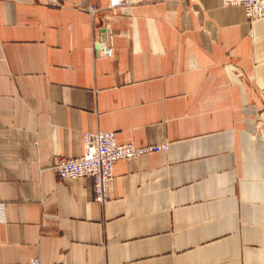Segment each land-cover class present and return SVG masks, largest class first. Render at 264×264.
Returning a JSON list of instances; mask_svg holds the SVG:
<instances>
[{"label":"crops","instance_id":"0c3cea01","mask_svg":"<svg viewBox=\"0 0 264 264\" xmlns=\"http://www.w3.org/2000/svg\"><path fill=\"white\" fill-rule=\"evenodd\" d=\"M59 2L0 0V264H264V17ZM95 131L168 148L117 160L98 203L51 169Z\"/></svg>","mask_w":264,"mask_h":264},{"label":"built area","instance_id":"2783aa9c","mask_svg":"<svg viewBox=\"0 0 264 264\" xmlns=\"http://www.w3.org/2000/svg\"><path fill=\"white\" fill-rule=\"evenodd\" d=\"M46 4L60 6L59 0H45ZM224 6H243L248 21L264 17V0H222ZM129 5V0H108V8ZM90 13L95 11L88 6ZM102 43V41H101ZM103 53L110 55L112 49L103 47ZM168 142L136 146L131 142L118 143L114 131H95L83 134V152L78 156H58L51 169L61 180L91 178L94 189V201L103 203L108 196V185L113 175V166L117 160L131 159L160 150H166ZM27 264H51L39 256L30 258Z\"/></svg>","mask_w":264,"mask_h":264}]
</instances>
